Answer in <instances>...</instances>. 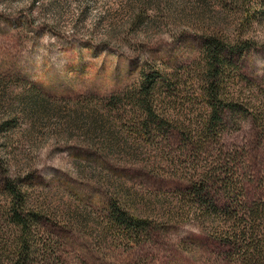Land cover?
<instances>
[{
	"label": "rangeland",
	"instance_id": "obj_1",
	"mask_svg": "<svg viewBox=\"0 0 264 264\" xmlns=\"http://www.w3.org/2000/svg\"><path fill=\"white\" fill-rule=\"evenodd\" d=\"M216 30L248 45L227 49L204 87L203 38ZM143 71L158 72L174 123L140 137L131 95ZM204 175L217 210L192 197ZM14 202L39 215L30 232L47 257L28 264H264L246 253L264 241L261 0H0L6 257ZM112 205L148 222L139 239L109 229Z\"/></svg>",
	"mask_w": 264,
	"mask_h": 264
},
{
	"label": "trees",
	"instance_id": "obj_2",
	"mask_svg": "<svg viewBox=\"0 0 264 264\" xmlns=\"http://www.w3.org/2000/svg\"><path fill=\"white\" fill-rule=\"evenodd\" d=\"M261 4L264 8V0H261ZM219 33L220 31L216 30L214 32H210L203 38L202 51L206 59V69L201 82L204 87L212 84L215 73H217L218 69L221 70L226 67L225 63H227V59L223 56V54L227 51V49L238 44H242L240 49H243L245 45H248L247 42L239 40L237 37L231 40L230 37L224 38L223 36H220ZM153 73L158 74L157 71H150L147 73L143 71L141 74L140 83L136 86L135 91L131 95V100H133L138 110L137 113H135V116L136 120L138 121L137 124L140 131V137L147 134L150 126H155L157 129H161L163 128V125L174 123L170 121L167 114L158 107L159 104L155 98V95L158 92V83L155 80V76L152 75ZM111 110L112 109L109 111ZM212 110L211 112L213 115V113H216L217 111V106H213ZM177 128L181 130L180 126ZM207 181L208 178L204 175L197 184L193 185V189L191 190L192 197L194 200H196V204L201 203L200 206L204 205L207 209L212 207L210 209L217 210L218 206L216 205V200L215 203H213L210 198H204V195L207 197L210 196L207 192ZM204 192L205 194H203ZM14 203L15 204L11 208V219H14L12 220V224L18 229L19 233L7 248L9 250V256L6 257L4 254H0V264H3L4 260L7 264H28L30 261V255L42 256V254H44V256L47 257L45 250L42 249L44 246L42 240L39 241L38 238L33 236L30 232V227L33 221L36 220L39 215L34 214L33 212H27L25 214L21 213V211L24 210L22 203ZM206 208L203 209V211L207 210ZM203 213L205 214L206 212ZM231 220L233 222H238L237 227L244 223L242 222V215L240 216V214H232ZM147 223L148 222L146 220L128 214L127 212L120 209V207L117 205H112L110 207L107 225H109V229L111 230L117 228L120 231L131 232L133 233V238L136 240L141 237L140 234L146 231L148 227ZM244 228L238 233L233 232L236 238H238L240 235L245 237L246 233L248 232ZM232 237L233 235L231 234L230 237L224 238L225 243H229L231 246L237 245V241L232 240ZM1 248H4L3 245ZM251 249L252 250H248L246 253L248 254L251 252L252 259H264V241H255L254 246ZM247 254H245V257Z\"/></svg>",
	"mask_w": 264,
	"mask_h": 264
}]
</instances>
